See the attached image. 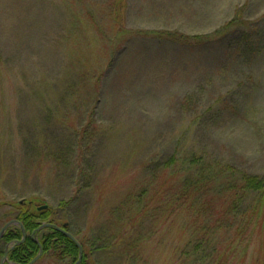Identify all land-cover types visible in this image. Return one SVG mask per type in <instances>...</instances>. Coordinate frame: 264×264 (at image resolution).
<instances>
[{
    "label": "rangeland",
    "instance_id": "obj_1",
    "mask_svg": "<svg viewBox=\"0 0 264 264\" xmlns=\"http://www.w3.org/2000/svg\"><path fill=\"white\" fill-rule=\"evenodd\" d=\"M242 174L264 180V0H0V231L71 200L97 264H264V194L181 201Z\"/></svg>",
    "mask_w": 264,
    "mask_h": 264
},
{
    "label": "trees",
    "instance_id": "obj_2",
    "mask_svg": "<svg viewBox=\"0 0 264 264\" xmlns=\"http://www.w3.org/2000/svg\"><path fill=\"white\" fill-rule=\"evenodd\" d=\"M238 183L232 184V182L227 181L224 184L226 192L223 191L219 195H210L216 191L214 188L215 182H203L201 179L184 180L182 183L181 201L183 203H189L190 201L191 205L201 206L204 211L209 210L207 214L212 216V218H218V216L221 218L225 216L233 218V214H235V209L233 208L236 206V198L238 195L243 196L240 200V203H243L249 196L264 194V180L257 176L242 174L240 175ZM36 200L41 202L40 199ZM33 202L31 200L27 203H18L19 211L16 217L18 228H12L10 226L4 232L0 239V255L3 256L4 247L12 243V248L8 251L7 259L13 264H29L37 256L40 248L43 254L49 252L58 260H72L76 264L79 259V249L71 240L54 229L37 230L42 224H51L69 232L68 223L66 224L64 221V223L59 224L54 218V215L58 211L66 212L71 200L59 202L57 209L47 206L46 210L41 211L38 210V205H33ZM241 206V208H244L242 215L245 218L246 225L249 228L253 227L255 225L254 222L261 214L260 205L257 203L256 205L251 204L248 207ZM227 207L229 209L228 211L226 210ZM199 213H203V211ZM20 226L24 229L27 236L23 243L15 244L22 239ZM33 233L35 235L31 237ZM77 242L82 248L81 260L78 264H97L92 256L106 250L103 244L95 249L94 253L93 251L89 252L82 240H77Z\"/></svg>",
    "mask_w": 264,
    "mask_h": 264
},
{
    "label": "water",
    "instance_id": "obj_3",
    "mask_svg": "<svg viewBox=\"0 0 264 264\" xmlns=\"http://www.w3.org/2000/svg\"><path fill=\"white\" fill-rule=\"evenodd\" d=\"M46 209H47V206H43V207L39 208L38 210H46ZM12 224H17V222L16 221H10V222H8L7 224H5L2 227V229L0 231V238L2 237L3 233L7 230V228L10 227ZM44 228H50V229H54L57 232H60L61 234H63L65 237H67L69 240H71L78 247V249H79V259H78V262L76 263V264H78L80 262V260H81L82 248L79 245V243L76 241V239L69 232L65 231L64 229H62L60 227H56V226L51 225V224H42L37 230L44 229ZM21 232H22V235H23L22 240L16 242V244H21L26 238L25 231H24V229L22 227H21ZM7 254H8V249L5 250L4 256H3L2 261L0 262V264H3L4 261H6ZM41 255H42V249L40 248L39 254L29 264H34L40 258Z\"/></svg>",
    "mask_w": 264,
    "mask_h": 264
}]
</instances>
